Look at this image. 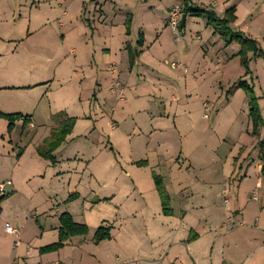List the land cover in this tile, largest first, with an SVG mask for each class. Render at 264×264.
<instances>
[{
	"label": "crops",
	"instance_id": "obj_1",
	"mask_svg": "<svg viewBox=\"0 0 264 264\" xmlns=\"http://www.w3.org/2000/svg\"><path fill=\"white\" fill-rule=\"evenodd\" d=\"M80 1L83 14L93 11L95 15H98L99 44H96L95 34L88 35L89 30L85 25L70 21L66 24L63 20L57 27L61 33V44L58 39L59 32L55 30L57 28L50 25L36 27V30L34 28L32 31L29 27L27 36L45 31L53 33L51 37L58 40L59 46L52 57L59 58L68 50L71 55H74L73 63L80 66L84 79L94 78L98 90L91 88L86 96V100L92 99V103H89L90 101L86 104L81 103L82 99L79 94L75 95V100L70 101L79 107L77 110L81 113L76 115L72 109H67L68 116L77 118V121L66 142L77 132L76 129L82 127L73 138L78 137L95 145L94 152L96 153L86 157L90 163L95 161L100 169L91 171V178L94 180L93 187H89L86 191L77 190L73 198L65 203L66 207H57L53 215L56 221L54 220L50 227H43V232H37L34 239H24L19 246L13 243L16 254L13 257L7 255L5 263L13 260L19 264H238L230 259L233 257L232 254L229 256L228 254L230 252L229 240L233 235H237L236 231H240V227L237 225L234 228L223 226L220 201L224 197L223 203L230 205L235 212L239 210L246 212L252 219L250 210L256 211V207L253 205L247 210L244 197L248 191H255L257 187H261L264 191L259 151L256 159H248L244 156L240 160L242 155L234 156L232 159L229 156L225 159H219L216 156L217 161L223 162V170L219 172L226 181L224 186L223 183L219 185V182L214 183L216 181L214 176L209 172L207 174L204 172V167L209 169L212 165L198 169L202 172L199 176L196 172L197 167L194 165L195 159H192L188 153L182 155L181 152L177 157H166V143L158 138L164 133L161 125L146 123L145 126H141L136 120H140L142 116H149L151 113L152 118L162 117L161 112L156 114L155 111H165L162 106L167 102L170 107L174 105L175 110L191 103L194 95L192 92H201L208 80L211 82L210 90L219 92L221 89L223 92L224 73L229 75L231 64L239 69L242 66L238 56L239 43L233 41L227 45L229 39L227 36H221L222 40L219 42L217 33L214 31L207 41L197 46L194 54L188 51L192 46H196L192 44L190 46L188 43L184 44L183 51L181 49L173 51L179 57V61L176 62L181 64L177 68H172L170 64L175 60L160 61L156 57L141 59L146 50L140 58L135 59L134 66H129L128 50L132 47L125 43L124 38L127 37L124 34L127 33L126 19L130 13L122 14L126 7H120L117 3L119 0H90L94 8L88 10L86 8L88 2ZM122 1L132 2L133 0ZM190 4L203 9L210 7L220 18H223L230 8H235L236 21L231 24L233 31L242 32L256 40L259 48L264 52V0H200L198 3L190 0ZM150 6L149 9L152 10L153 5ZM131 15L133 16L132 32L136 13H131ZM190 16L187 15L185 25ZM203 24L205 31L211 33L212 26L207 24V20L203 19ZM198 37L201 39L200 36ZM28 39L31 37L24 40ZM145 41L144 35L143 43ZM23 44L24 41L19 43V45ZM216 47L219 49L218 56L207 59L209 52ZM150 48L151 46L149 50ZM204 50H206L205 54L202 53ZM222 52L224 55H221ZM198 53L202 58L197 59ZM12 55L17 56L18 54L13 53ZM250 56L249 65L254 67V63L259 62L260 67L264 68L262 58L253 57L252 54ZM201 62L206 63L204 66L206 70L200 75L202 80L199 81L197 73L201 69ZM111 66L114 72L110 71ZM207 66L215 69L207 68ZM257 73L259 74L258 67L254 71L251 68L249 74L254 76ZM115 92L117 96L119 92L126 96L125 101H121L123 103L121 106L117 103L119 100ZM93 94L94 97H92ZM76 100L80 103H76ZM182 101L186 104H181ZM231 102L228 100L229 104ZM124 122L133 123H128V127H132L133 131L131 133L125 131L126 143H133V146L142 145L144 151L142 155L132 153L127 159L128 164L121 165L119 168L117 153L120 149L117 150L115 146L117 141L120 144L119 129ZM29 123L34 124V121L30 119ZM173 123L170 129L177 131L176 119ZM58 125V121L57 123L52 122L51 118L47 120L43 125L45 132L41 133V139L48 137L51 130ZM34 126L30 128L37 130L35 124ZM135 137L137 140L133 139ZM109 146L111 150H108ZM181 159L184 160L183 163L180 162ZM141 160L147 161L148 164L145 167L138 166L136 163ZM185 163L189 169H194L193 174L184 182L177 176L172 175L171 177L174 172L177 175L185 172ZM153 172L161 177H168L175 186L170 187L166 182L172 197L171 215L163 214L162 201L156 185L153 184ZM103 177L107 178L111 186L109 191L102 193L103 195H100L98 199L100 202L108 203V213H105L109 215L108 227L111 228V238L96 243L94 234H92L95 230L93 229L95 227H92L95 226L94 223L85 219L84 213H80L79 210L84 212L85 205L88 204V214L90 211L94 212L96 206L101 205L100 202L97 203L96 198ZM119 181L122 184L117 186ZM15 185H17V190L18 182H15ZM58 194L59 190L50 192V195L57 196ZM216 204H218V211L215 209ZM74 207L79 209H73ZM259 209L263 213L261 206ZM64 212H69L76 222L86 223L89 226V235L72 237L60 250L41 253L42 247L58 240L59 216ZM3 213L0 214V224L8 219ZM82 215L83 219L78 217ZM255 218H257L255 221L258 225L251 224L249 225L251 228H248V233L253 237L256 235L255 230H262H259L261 214ZM239 222L241 225L247 224L244 217ZM6 224L9 223L6 222ZM12 239L14 242L15 239ZM6 241L8 248L10 241ZM30 243H34L36 247H31ZM236 246L234 247L236 251L244 252L243 248ZM240 264H247V259Z\"/></svg>",
	"mask_w": 264,
	"mask_h": 264
},
{
	"label": "rangeland",
	"instance_id": "obj_2",
	"mask_svg": "<svg viewBox=\"0 0 264 264\" xmlns=\"http://www.w3.org/2000/svg\"><path fill=\"white\" fill-rule=\"evenodd\" d=\"M86 2H88L86 8L93 10L91 1L86 0ZM117 3L122 8L126 7L122 14L136 13L133 31L131 32L130 26V32L124 34L127 37L124 39L126 44L131 45L134 53L136 49L141 51L139 55L134 54L137 59L146 50L141 59L143 57H156L160 61L164 59L179 61V57L173 51L177 49L183 51L184 44L188 43L190 46L191 44L196 46H192L188 51V53H193L197 51V46L202 45L201 42L207 41L208 37L216 31L213 26L211 33L205 31L203 19L207 20V18L204 15H191L188 17V23L184 27L180 26L182 38L178 42L168 25V11L174 5L184 7V0H133L132 2L119 0ZM150 5H153L152 10L149 9ZM81 9L82 2L80 0H0V111L7 114L28 116L37 127V130L31 129L30 123L24 125L23 120L19 119L15 120L13 127L9 129V119L0 116V183H6L9 180L12 182L11 186L6 187L8 194L0 203L1 213L4 212V217H8L5 222L0 224V264L16 263L13 260L5 263L7 255L13 257L16 254L12 239L16 237L7 232L6 222L19 230L17 238L20 242L23 243L24 239H34L37 232H43V227L51 226L55 220L53 215L57 207H66L65 203L73 198L77 190L86 191L89 187L94 186L91 171L100 169L95 161L90 163L86 157L96 153L94 152L95 145L78 137L73 138L82 127L76 129L77 132L70 136L68 142L55 152V162L50 158L42 157L38 152L39 146L47 138L42 140L40 136L41 133L45 132L44 123L51 118L52 122L57 123L58 121L60 125L64 119L69 117L68 108L78 115L81 113L80 110H77L79 107L70 101L79 94L82 99L81 103L86 104L89 101L92 103V99L86 100L88 90L91 88L98 90V87L94 78L84 79L80 66L73 63L74 55H71L68 50L65 55L59 58L52 57L59 46L58 40L51 37L53 33L45 31L34 34L30 32L32 34L27 36L28 28L30 27V31L34 28L36 30V27L47 25L57 28L62 20L66 21V24H69L70 21L85 25L89 30L88 35L95 34L96 44H99L98 15H95L93 11H87L83 14ZM55 30L59 32L58 39L61 44L62 38L59 28ZM144 35L146 41L141 47L138 42L140 36ZM216 36L220 42L222 35L219 31ZM230 36L231 34L228 35L229 38ZM28 37L31 39L24 40ZM23 41L24 44L19 45ZM218 51L217 47L211 50L207 59L218 56ZM12 52L18 55L13 56ZM205 52L206 50L202 51L203 54ZM128 55L129 66H134L131 64L129 53ZM221 55H224L223 52ZM196 56L197 59L202 58L199 53ZM201 63V69L197 73L199 81L202 80L200 75L206 70V67L204 68L206 63ZM256 64L254 63V67L249 65V69L252 68L254 71L258 67L259 74L257 73V75L259 76H251V74L246 73L243 66L239 69L231 64L229 75L224 73L223 92L221 89L219 92L210 90L211 82L208 80L201 92H192L194 95L191 98V103L186 104L182 101L181 104L186 105L175 110L174 105L170 107L167 102L162 106L165 111H155L156 114L161 112L162 117L152 118L151 113L149 116L140 117V120H136V122L141 126H145L146 123L161 125L164 128V133L158 138L166 143L167 158L177 157L181 152L182 155L188 153L192 159H195L194 165L197 170L206 165H212L209 169L204 167V172L206 174L209 172L210 175L214 176V180L216 179L214 183L219 182V185L223 183L224 186L226 181H224L222 173L219 172L223 170V162L217 161L216 156L219 159H225L226 156L232 159L234 156L242 155L240 159L242 160L244 156L248 159H256L258 151L261 153L260 142L264 141V68L260 67L259 62ZM211 67L207 66V68ZM211 69L215 68L212 67ZM240 81H245L252 88L254 95L259 98L258 105L261 110L263 125L257 135H252L251 127L249 128V125L251 126L249 119L250 98L246 89L238 87ZM229 90L230 92H228ZM117 99L119 106L123 104L121 101H125L120 100L118 96ZM228 100L232 102L229 104ZM76 101V103H80L79 100ZM204 102H208L212 109L209 118L203 117ZM175 119L178 123V132L175 129H170L174 125ZM128 123L133 124L131 122L121 124L119 129L120 144L118 141L117 145L115 144L116 149H120V152L117 153L119 168L121 165L126 166L128 164L127 159L132 153L142 155L144 151L142 145L133 146V143H126L125 131L129 133L133 131L132 127H128ZM133 139L137 140V137ZM110 147L108 150H111ZM259 160L261 161L260 155ZM180 162L183 163L184 160L181 159ZM185 164V172H182L181 175L174 172L171 177L174 175L182 182L186 181L193 174L194 169H189L187 163ZM101 168L103 169V167ZM200 171H196L199 176L202 174ZM153 174L157 173L153 172ZM164 177L161 179L166 194L170 196V206L172 207V197L166 182L170 187L175 186L168 177ZM261 177L263 179L262 172ZM236 179L238 180V178ZM15 182H18L19 185L17 190ZM100 183V191L96 198L97 203L100 202L99 196L103 195L102 193L105 191H109L111 186L106 177H103ZM121 184L119 181L117 186ZM153 184H155L154 178ZM54 190H59L57 196L50 195V192ZM263 192L261 187H257L255 191L250 190L245 194L244 200L247 210L253 205L256 207V211L250 210L252 219L242 210L235 212L234 208L223 203L224 197L221 198L220 213L223 226L229 228L233 226L234 228L237 225L240 227V231H236L237 235H233L229 240L230 252L228 256L232 254L233 257L230 259H233L235 263L240 264L247 259V264H264ZM198 200L201 199L198 198ZM100 204L95 207L94 212L90 211L88 214V204L85 205L84 212L79 210L80 213H84L85 219L94 223L95 226L92 227H95L93 228L95 230L92 234L100 226H109V215L106 214L108 213V203L102 201ZM260 206L263 213L259 209ZM73 209L78 210L79 208L74 207ZM215 209L218 211V204L215 205ZM260 214L259 230H262H255L256 235L253 237L248 233V228H251L249 226L251 224L253 226L258 225L255 217H259ZM83 215L78 217L83 219ZM243 217L246 219V225H241L239 222ZM48 237H52V235H48ZM6 240L10 241L8 248ZM29 245L36 247L34 243ZM235 246L243 248L244 252L236 251Z\"/></svg>",
	"mask_w": 264,
	"mask_h": 264
},
{
	"label": "trees",
	"instance_id": "obj_3",
	"mask_svg": "<svg viewBox=\"0 0 264 264\" xmlns=\"http://www.w3.org/2000/svg\"><path fill=\"white\" fill-rule=\"evenodd\" d=\"M183 7V15H204L207 18V24L213 26L216 33L219 31L224 37L230 38L227 40V45L236 41L240 45V51L238 56H240L241 64L246 69V73H250L249 63L251 61L252 54L253 57H259L264 60V52L259 48L256 40L249 38L242 32L233 31L231 24L236 21L235 8H230L223 18L217 16L213 10L203 9L200 6H194L190 4V0H185ZM132 23V16L129 14L126 19L127 34L130 32V26ZM139 45H143V36H140ZM129 54L131 57V64H134L135 55H139L140 51L133 52V49H129ZM135 54V55H134ZM238 87L246 89L248 96L250 98V108H249V119L251 121V134L257 135L260 128L263 125V118L261 115V110L258 105V97L254 95L252 88H250L245 81H240ZM230 92V90L228 91ZM0 116L9 119V129L14 125L15 120L22 119L24 125L28 124L30 118L28 116H22L21 114H7L0 111ZM76 123L75 117H67L63 122L57 127L53 128L51 134L43 141L39 146L38 152L42 157L50 158L55 162V151L67 141V137L72 133L73 128ZM260 159L262 161L261 172L264 181V141L260 142ZM138 166H146L147 161L141 160L136 163ZM155 184L162 201L163 214L171 215L172 207L170 206V196L166 194L163 181L161 176L153 174ZM4 195L0 196V203ZM1 213V204H0ZM60 226L58 228V240L40 249L41 253H50L53 251L60 250L66 244V242L75 236H84L89 233V227L86 223L76 222L73 216L69 212H64L59 216ZM111 238V228L108 226H100L94 233V241L100 243L103 240Z\"/></svg>",
	"mask_w": 264,
	"mask_h": 264
},
{
	"label": "built area",
	"instance_id": "obj_4",
	"mask_svg": "<svg viewBox=\"0 0 264 264\" xmlns=\"http://www.w3.org/2000/svg\"><path fill=\"white\" fill-rule=\"evenodd\" d=\"M196 3H198L200 0H194ZM208 10H211L210 7L207 8ZM183 17V7L180 5H174L172 8H170V10L168 11V25L171 28V30L173 31L176 40L179 42L181 40V35H180V26H181V20ZM172 68H177L179 66H181V64L179 62L173 61L170 62ZM110 71L114 72L113 66L110 67ZM114 91V90H112ZM118 98L120 100H125V96L122 92H119L118 94ZM203 110H204V114L203 117L204 118H209V114L211 109V106L208 102H204L203 103ZM30 127L34 128V124L30 123ZM12 182L9 180L6 183H0V195H6L8 194V191L6 189L7 186H11ZM255 198H257V196L255 195ZM6 230L7 232H9L10 234L14 235L16 238L14 240V245L15 246H19L20 244V240L17 238L19 235V230L15 227H12L10 224H6ZM11 264H19V263H11ZM56 264H60V263H56Z\"/></svg>",
	"mask_w": 264,
	"mask_h": 264
},
{
	"label": "water",
	"instance_id": "obj_5",
	"mask_svg": "<svg viewBox=\"0 0 264 264\" xmlns=\"http://www.w3.org/2000/svg\"><path fill=\"white\" fill-rule=\"evenodd\" d=\"M187 15H183L182 20H181V27L185 26Z\"/></svg>",
	"mask_w": 264,
	"mask_h": 264
}]
</instances>
